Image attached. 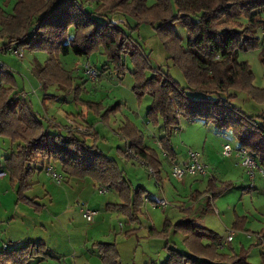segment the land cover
Listing matches in <instances>:
<instances>
[{"label":"trees","instance_id":"1","mask_svg":"<svg viewBox=\"0 0 264 264\" xmlns=\"http://www.w3.org/2000/svg\"><path fill=\"white\" fill-rule=\"evenodd\" d=\"M110 13L131 16L137 24L150 23L174 65L182 71L187 87L179 86L168 72L152 67L120 21L108 18ZM176 23L185 28L186 46L174 29ZM259 30H264V0H153L151 4L148 0H16L11 11L0 7V38L6 39L2 49L47 54L43 64L37 63L34 68L43 89L54 84L66 92L80 90L73 71L62 63L61 58L70 53L87 61L91 53L99 52L119 77L127 72L129 59L134 67L133 90L139 97L149 96L147 116L153 122L162 120V139L168 140L182 121L201 118L218 129L230 130L239 147L246 148L258 168L264 169V85L253 84L250 65L238 58L240 50L258 48L264 65V41L258 36ZM101 68L107 69L106 62ZM80 78L86 80L84 75ZM14 86L12 73L0 67V135L14 144V151L5 158V170L0 171L9 173L17 183V195L23 196L29 186L26 179L33 170L56 165L62 181L69 176L90 177L101 186L115 188L124 201L116 206L135 220L145 189L131 186L114 159L94 144L89 145L74 130L64 133L45 126ZM240 92L260 105L263 112L249 114L234 104ZM84 102L92 109L96 105ZM138 132L128 120L120 136L129 139ZM142 149L129 143L128 152L139 159H145ZM229 186V182L221 183L210 197ZM234 227L239 225L234 223ZM170 230L184 234L186 249L167 247L163 264H252L249 251L220 250L217 233L190 218L166 221L161 231L151 233L167 237ZM258 234L262 237L259 244L264 247V227ZM49 256L42 241H31L1 252L0 264H42ZM115 257L110 251L104 261ZM261 257L260 264H264V252Z\"/></svg>","mask_w":264,"mask_h":264},{"label":"rangeland","instance_id":"2","mask_svg":"<svg viewBox=\"0 0 264 264\" xmlns=\"http://www.w3.org/2000/svg\"><path fill=\"white\" fill-rule=\"evenodd\" d=\"M14 2L4 7L10 10ZM152 2L153 0H148L149 4ZM108 18L120 21L119 24L126 28L125 32L142 47L149 58L147 62L151 63L152 67L168 72L179 86L187 87L182 71L174 65L162 38L150 23L137 24L133 17L121 13H110ZM174 29L182 45L186 46L185 28L176 23ZM257 33L264 41V30H259ZM3 42L4 40L0 39V67H7L13 72L14 90L19 94L18 96L26 99L40 119H44L47 124L56 125L51 127V130L60 129L65 133L67 131L65 127H68L84 138L89 145L94 144L109 157H114L126 177L134 185L143 184L147 190L146 196L156 200L159 207H151L150 202L145 206V203L139 213L141 224H135L114 210H106L108 200H118L113 190L106 186L104 187L107 191L99 193L98 186H94L89 178H75L69 183L57 182L45 170L39 172L35 170L31 177L35 183L26 194L29 197H37L36 201L44 204L45 207L34 210L27 203H16L11 185L0 190V216L9 218L13 213L17 215L15 220L10 221L11 231H7L4 235L8 247L2 248L1 242L0 253L26 244L30 240H42L47 246V252L50 253L47 264H102L100 253L93 245L100 241L115 244L117 256L120 254L117 264H162L167 255L165 247L167 241L161 236H148L150 219L159 229L166 217L171 222H175L188 215V212L179 210L181 205H192L193 209L189 216L199 224L213 229L221 240H225L226 236L231 234L230 231H233L232 239L224 247V251L231 250V246L234 251L246 249L249 251L248 259L252 264L261 263L264 247L257 242L256 235L264 227L262 169L256 168L253 178L244 170L226 175L225 180H233V186L215 195L212 210L202 212V208L208 202L207 199L201 201L208 176L195 173L177 179L171 175L170 161L158 145L162 135L161 120L158 118L157 122H148L147 109L150 98L147 94L139 97L134 92L131 74L134 67L129 59H126L127 72L119 77L114 67L101 53H91L88 60L96 68L97 75L94 78L86 77L83 81L80 77L83 75L84 59L70 53L61 58L62 63L65 68L73 71L76 77L75 85H79L80 90L66 92L56 85H48L43 89L33 73L32 58L35 57L36 61L43 64L47 54L43 51L30 52L23 49V56L20 57L13 51L1 50ZM238 58L247 61L250 65L253 84L257 87L263 86L264 65L259 58V49L240 50ZM103 62H106V70L101 68ZM84 101L94 102L96 104L94 109L89 108ZM233 103L249 114L263 112V108L243 92L238 93ZM128 120L135 122L143 131L142 144L155 151L160 161L159 171L153 172L151 166L144 165L141 159L129 153L127 140L119 138L127 128ZM71 121L73 125H70ZM185 123L183 127L187 126V129L172 138L176 146V156L173 157V160H176L175 165L183 166L187 151L192 149L199 153L200 160L203 159L210 170L216 168L215 174L222 178L223 175L218 173L217 169L220 168L223 159L221 154L223 145L227 143L232 148L231 165L235 167L234 155L240 144L230 130H220L211 123H205L201 118L193 123L187 121ZM81 125L85 130L80 132L77 129ZM9 149L11 150L10 140L0 136V164L10 153ZM53 169L61 175L57 166ZM187 176L189 177L186 181ZM220 185V181L215 182V186ZM196 191H201L202 195L201 198L193 201L190 195ZM162 199L167 202L165 206L159 204ZM80 204L97 211L92 222L82 218ZM233 223H237L239 227H234ZM133 226L138 227L135 233L125 235V231ZM11 234L20 236L17 243L9 239ZM168 241L169 246H174L180 251L186 249L180 232L170 233Z\"/></svg>","mask_w":264,"mask_h":264},{"label":"crops","instance_id":"3","mask_svg":"<svg viewBox=\"0 0 264 264\" xmlns=\"http://www.w3.org/2000/svg\"><path fill=\"white\" fill-rule=\"evenodd\" d=\"M13 1H16V0H0V7H2V8H4L6 11H11L12 10V7H11V9L10 10H7L4 6L5 5H7V4H9V3H12ZM15 3V2H14ZM14 5V4H13ZM1 39V38H0ZM3 40H4V42H3V44L6 42V39L5 38H2ZM2 44V45H3ZM1 50H5V49H2L1 48ZM5 51H9V52H12V49H10V48H8V50L6 49ZM32 60L34 61V68H35V65L37 64V63H39L38 61H36V58L35 57H33L32 58ZM3 68H7V67H3ZM34 68H33V73H34ZM11 73H12V75H13V72L9 69V68H7ZM37 77V76H36ZM38 79V78H37ZM39 80V79H38ZM40 81V80H39ZM51 85H54V84H51ZM40 86H41V82H40ZM50 86V85H49ZM42 87V86H41ZM22 98H24V97H22ZM25 99V98H24ZM25 101H26V99H25ZM27 102V101H26ZM28 103V102H27ZM29 105V104H28ZM30 106V105H29ZM30 108H31V106H30ZM32 109V108H31ZM33 110V109H32ZM34 111V110H33ZM35 113V112H34ZM36 114V113H35ZM36 116H37V114H36ZM38 117V116H37ZM38 119L45 125V126H50V128L49 129H52L51 127H56V125H54V124H47L46 123V121H44V119H40L39 117H38ZM147 120H148V122H151V120H149V118L147 117ZM161 120V119H160ZM195 120H198V119H194V120H192V121H187V120H184V121H182V123L177 127V128H175L174 130H173V132H172V134H171V137L167 140V139H162V136L164 135V130H163V124H162V128H161V132H162V135L160 136V138H159V142H158V145H159V147L161 148V149H163L164 151V155H165V157L170 161V165L171 166H173V165H175L174 163L176 162V160H173V157H175L176 156V152H175V149H176V146H175V144L172 142V138L174 137V135H178V133H180V132H183L184 130H186L187 129V126L184 128L183 126H184V123L187 121L188 123H193V122H195ZM158 121V118L156 119V121H154V122H157ZM133 124H134V126L137 128V130L139 131L138 132V134H133L132 135V137L130 136L129 137V139H126L127 140V147H129V143L130 142H132L133 143V145H134V147H137V148H140V149H142V148H144V151H145V159L144 158H141V160H142V162L144 163V165H146L147 163H151V165H153V167H155V171L157 170V171H159V168H160V161H159V159H158V156L156 155V153H155V151L152 149V148H150L149 146H146V145H143L142 144V138H143V131L138 127V125L135 123V122H133V121H131ZM161 123H162V120H161ZM186 124V123H185ZM190 125V124H189ZM221 130V129H220ZM1 137H4V138H8L9 140H10V142H11V150H10V153L7 155V156H5L4 158H3V160H2V162H1V164H0V170H5V158H7V157H9L11 154H12V152L14 151V144L12 143V141H11V139L9 138V137H6V136H3V135H0ZM180 136V135H179ZM119 138H123V137H121L120 135H119ZM123 139H125V138H123ZM99 150H101V149H99ZM143 150V149H142ZM152 150V151H151ZM102 151V150H101ZM103 152V151H102ZM166 152V153H165ZM104 153V152H103ZM105 154V153H104ZM199 154V153H198ZM106 155V154H105ZM134 155V154H133ZM106 156H108V155H106ZM137 159H139L136 155H134ZM109 157V156H108ZM223 157V159H222V161L220 162V164H221V166H220V168L219 169H217V171H219L218 173H221L222 175H223V177L222 178H219V176H217V174H215V169L214 168H212V170H210V168L208 167V165H207V167H208V174L207 175H205L204 177H207L208 176V178H207V184H206V187L204 188V190H203V192H204V197H202L203 199H201V201H203V200H205V199H207L208 200V202H206V204H205V207L204 208H202V212H204V211H208V210H212L213 209V203H212V201L214 200V197H210V193H213V191H218L219 190V187L220 186H215V182L217 181H220L221 183H223V182H229V183H231V186H229L228 188H226L223 192H225V191H227L230 187H232L233 186V180H231V179H228V180H225L226 178H224V177H226V175H228V174H230V173H234V171H239V170H244V167H242L240 164H239V162H238V160H239V156H238V154H237V152L235 153V155H234V159H235V167H233L232 165H231V155H230V157L228 158V157H224V156H222ZM109 158H112V159H114L115 161H116V159L114 158V157H109ZM202 160V162H203V159H201ZM188 161V155L186 154V157H185V159L183 160V165L186 163ZM204 164H205V162H203ZM118 165V164H117ZM148 165V164H147ZM206 165V164H205ZM56 166V165H55ZM59 169H60V167L59 166H57ZM118 168H119V166H118ZM122 174H123V176L125 177V179L131 184V186H133L134 188L135 187H138V186H140V187H142L143 189H145L144 190V193H143V200H142V205H141V207L139 208V210L138 211H136V213H135V216H136V219L135 220H131L130 219V216L128 215V214H126V213H124L121 209H120V207H118V206H116V205H120V204H122V203H124V201H123V198L120 196V194H119V192L115 189V188H113V187H110L109 189H111V190H113V192L115 193V195L117 196V198H118V200L117 201H113V200H108L107 202H106V210H114V211H116V212H118L119 214H121V215H123V216H125L128 220H130L132 223H135V224H139L140 223V221H139V213L142 211V206L143 205H145V203H146V205L145 206H148V203L150 202L151 203V207H153V206H155V207H159L158 205H157V201L156 200H154L152 197H148V196H146V193H147V190H146V188L143 186V184H137V185H134L133 184V182L131 181V180H129L127 177H126V175H125V173H124V171L123 170H121L120 168L118 169ZM37 172H39V171H44V169H42V170H36ZM61 171V170H60ZM210 171V172H209ZM245 171V170H244ZM243 171V172H244ZM34 172H35V170H33L32 171V174L26 179V182L29 184V186L27 187V189L26 190H24V192H23V196L22 197H19L18 195H17V192H16V189H17V183L14 181V180H12L11 178H10V176H9V173H5V175L4 176H2L1 178H0V190H3V189H5V187L6 188H8L10 185H11V188L13 189V191H14V193H15V196H16V203H18V202H23V203H27L28 205H31V207L35 210L36 208H35V206H34V204H38V205H40V207L39 208H42V206L43 207H45V205L44 204H41V203H38L37 201H36V199H37V197H29L27 194H26V192H27V190H29L31 187H32V185H33V183H35L32 179H31V177H32V175L34 174ZM154 172V171H153ZM188 177L189 176H187L186 178H185V180L187 181V179H188ZM6 178H8V179H6ZM75 178H78V177H67V178H65V180H64V182L65 183H69V182H71V180L72 179H75ZM85 179H90L92 182H93V184H94V186H98V188L99 187H101V185L99 184V183H97L96 181H94L93 179H91L90 177H84ZM193 178H195L194 176H193ZM31 179V180H30ZM38 181V180H37ZM185 181V182H186ZM182 183L184 184V181H182ZM108 188V187H107ZM222 192V193H223ZM47 193H48V191L45 193L46 194V196H47ZM202 192L201 191H196L195 193H192L191 195H190V198L194 201L196 198H201L200 196L202 195L201 194ZM221 194V193H220ZM108 199H111V198H108ZM156 202V203H155ZM212 203V205L210 204V203ZM192 209H193V206L191 205V206H186V205H181L180 206V208H179V210L180 211H184V212H188V215H185V216H183L182 218H190V219H193V220H195L194 218H192V217H190L189 215H190V213L192 212ZM38 210V209H37ZM166 213H168V211H166ZM17 218V215H16V213H13L12 215H11V217H9V218H6L5 216H0V244H1V242H2V248L4 247V245H7V247H8V243L7 242H5V239H4V235L6 234V232L7 231H11V229H10V226H11V222L10 221H13V220H15ZM83 218V217H82ZM181 218V219H182ZM10 219H12V220H10ZM181 219H179V220H181ZM8 220H9V222H8ZM179 220H177V221H179ZM166 221H168V222H170V223H175V222H177V221H175V222H171V220L168 218V217H166L165 219H164V222H163V224H162V227L161 228H159V229H157L156 227H155V225L156 224H152L153 222L151 221V219H150V222H149V224L151 225L150 227H149V229H148V236H161V235H159V234H154V235H152V233H151V231L153 230V231H161L162 230V228H163V226H164V223L166 222ZM196 222H197V220H195ZM234 222V221H233ZM198 223V222H197ZM141 224V223H140ZM199 224V223H198ZM234 224V223H233ZM199 225H201V224H199ZM201 226H203V225H201ZM205 227H207L206 225H205ZM137 226H133V227H131L130 229H127L126 231H125V235H131V234H134L135 233V231L137 230ZM209 228V227H208ZM209 229H211V228H209ZM213 230V229H212ZM261 231V230H260ZM259 231V232H260ZM27 232H29V231H27ZM26 232V233H27ZM134 232V233H133ZM172 232H180V233H182L181 231H179V230H177V231H173V230H170V232L168 233V236L170 235V233H172ZM23 235H27V234H23ZM182 235H183V242H184V234L182 233ZM168 236L167 237H164V236H161L162 238H164V239H166V249H167V247H174V246H169L168 245V243H169V241H168ZM229 236V235H228ZM228 236H226V237H228ZM9 239H11V241H13L14 243H17L18 241H19V239H20V236H17V234H11L10 236H9ZM227 239V238H226ZM226 239L225 240H221L220 239V244L222 245L221 247H220V250H222V251H224L223 249H224V247H226L227 245H228V243L230 242H227L226 241ZM256 240H257V242L259 243V241L261 240V239H259L258 237H257V235H256ZM32 240H30V241H28L27 243H29V242H31ZM39 241V240H38ZM40 241H42V240H40ZM12 242V243H13ZM33 242V241H32ZM34 242H36V241H34ZM43 242V241H42ZM26 243V244H27ZM44 243V242H43ZM45 244V243H44ZM185 244V243H184ZM16 245V244H15ZM24 245V244H23ZM94 246H96L97 247V249H98V252L100 253V256H101V260H102V264H117V260L119 259V256H120V254L117 256V247L115 246V244H113V243H107V242H100V241H98V242H95L94 244H93ZM19 246H22V245H19ZM46 246V245H45ZM6 247V248H7ZM47 247V246H46ZM186 247V246H185ZM175 248V247H174ZM231 248V250H228V251H226V252H230V253H237L238 252V250L237 251H234L233 250V247L231 246L230 247ZM110 251H112L113 253H115L116 254V256L117 257H115L114 258V260H112V261H110V262H105L104 261V259H105V256H106V254L107 253H109ZM168 251V250H167ZM74 253H76V251H74ZM50 254V253H49ZM167 256V255H166ZM48 259V258H47ZM47 259L45 260V261H43L42 262V264H47ZM166 259V258H165ZM164 263V262H163ZM162 263V264H163Z\"/></svg>","mask_w":264,"mask_h":264},{"label":"built area","instance_id":"4","mask_svg":"<svg viewBox=\"0 0 264 264\" xmlns=\"http://www.w3.org/2000/svg\"><path fill=\"white\" fill-rule=\"evenodd\" d=\"M18 56L22 57L23 56V51L21 49L14 50ZM1 65V63H0ZM82 70H83V75L87 78H94L97 75V70L96 68L92 65V63L87 60L84 61L82 64ZM70 125H73L72 121ZM82 126L77 129L78 131H84V127L82 129ZM68 130V127H65ZM88 128V127H87ZM86 128V129H87ZM238 156H239V164L244 167V170L249 174L251 178L254 176V170L258 168L256 161L254 158L249 154L246 148L244 147H239L238 151H236ZM222 156L228 157L232 154V148L229 144L225 143L223 145L222 151H221ZM188 155V161L183 165V166H178V165H173L171 168V175L177 179L182 178L186 174H202V175H207L208 174V167L205 165L199 158V154L192 149H189L187 151ZM260 169V168H259ZM47 174H51L53 179H55L57 182L62 181V177L60 174H58L53 167L49 166L45 169ZM263 177H264V169L261 170ZM5 173L3 171H0V177L4 176ZM99 193H104L107 191V189L104 186H101L98 188ZM159 204L162 206H165L167 202L165 200H160ZM80 211L82 213V217L87 221V222H92L97 214V211L88 207L87 205L80 204ZM230 235L227 237L226 241L229 242L232 239V234L233 231H230ZM248 237H251L250 234H247ZM257 237L262 240V237L260 234H257ZM222 245L220 244L219 247Z\"/></svg>","mask_w":264,"mask_h":264}]
</instances>
